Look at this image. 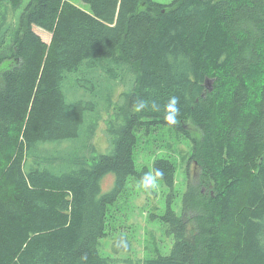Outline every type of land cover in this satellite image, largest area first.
<instances>
[{
	"label": "trees",
	"instance_id": "trees-1",
	"mask_svg": "<svg viewBox=\"0 0 264 264\" xmlns=\"http://www.w3.org/2000/svg\"><path fill=\"white\" fill-rule=\"evenodd\" d=\"M81 1L87 10L69 0H0V65L12 62L0 72V264H264V0ZM117 68L133 75L131 89L119 107L106 98L117 108L107 121L114 148L97 153L87 112L98 101L81 89L96 96L100 70L116 79ZM173 95L172 126L189 139L207 191L189 184L180 214L170 196L164 214H150L167 225L165 252L102 255L108 206L129 178L158 167L159 183L174 186L170 157L139 168L133 157L137 132L170 125L134 105ZM85 126L90 155L44 148ZM109 173L114 187L102 193ZM120 237L115 253L129 249Z\"/></svg>",
	"mask_w": 264,
	"mask_h": 264
},
{
	"label": "rangeland",
	"instance_id": "rangeland-1",
	"mask_svg": "<svg viewBox=\"0 0 264 264\" xmlns=\"http://www.w3.org/2000/svg\"><path fill=\"white\" fill-rule=\"evenodd\" d=\"M56 1V0H54ZM62 1V0H60ZM80 8L87 10L88 5L81 0H69ZM166 3L171 0H157ZM51 16V15H50ZM50 16L45 20L47 23ZM12 64L6 61L0 65V72ZM117 64L109 63L106 67L116 68ZM115 77L110 78V71L100 70L103 77L101 88L97 91V95L93 96L92 92L81 89L87 101H98L96 110L88 111L89 119L97 122V127L92 137V142L97 153L109 154L112 152L114 145L107 132L108 120L115 116L116 107L124 102L127 92L131 89V81L133 75L127 69L113 70ZM112 71V72H113ZM256 79V74H251ZM73 75H70L71 77ZM83 83H86L85 81ZM80 91L77 92L79 94ZM76 94V93H75ZM110 96L113 105H105L106 98ZM95 99V100H94ZM85 121V125L88 122ZM89 128L84 127L81 136L75 140L63 141L58 143H47V148L51 155H67L81 154L90 155L91 151L87 146L86 134ZM137 142L134 147L133 157L136 167L150 164L152 159L159 156H168L173 160L174 186L170 188L165 184L159 183V188L151 192H145L137 188V181L129 178L125 188L122 190L117 202L108 206V220L106 226V235L98 241V250L102 255H116V257H125L126 254L139 257H151L155 252H165L170 247V238L167 234V225L159 217L151 219L152 212L158 216L164 214L167 207V200L170 196L172 199L171 207L180 214L182 210V190L189 184L200 186L203 191H207V187L202 184L199 178V168L196 161L190 158L191 146L190 141L180 131L172 125L154 126L147 132L141 130L136 133ZM101 192H107L114 187L115 175L113 173L106 174L101 179ZM124 235L129 242V249L126 251L114 252L113 243ZM120 243V242H118ZM118 245V244H116ZM118 248V246H117ZM162 249V251H161ZM118 255V256H117Z\"/></svg>",
	"mask_w": 264,
	"mask_h": 264
},
{
	"label": "clouds",
	"instance_id": "clouds-1",
	"mask_svg": "<svg viewBox=\"0 0 264 264\" xmlns=\"http://www.w3.org/2000/svg\"><path fill=\"white\" fill-rule=\"evenodd\" d=\"M179 99L175 95L170 96L164 104H159L156 101H152L149 104L148 101L144 99L139 100L134 108L138 112H142L145 109L151 107L152 110L162 112L165 119L170 125H175L177 123V118L180 114V109L178 107ZM165 176L164 170L158 167H153L152 171L144 172L143 175L138 177L137 188L144 190L145 192H151L159 188V181L163 180ZM82 261L87 260V256H82L80 258Z\"/></svg>",
	"mask_w": 264,
	"mask_h": 264
},
{
	"label": "water",
	"instance_id": "water-1",
	"mask_svg": "<svg viewBox=\"0 0 264 264\" xmlns=\"http://www.w3.org/2000/svg\"><path fill=\"white\" fill-rule=\"evenodd\" d=\"M211 82H212L211 79H209V80L206 79V80H205V85H206V87H208L209 89L211 88Z\"/></svg>",
	"mask_w": 264,
	"mask_h": 264
}]
</instances>
